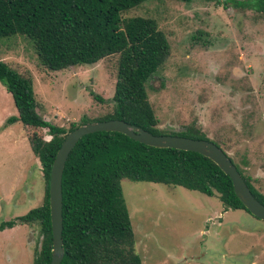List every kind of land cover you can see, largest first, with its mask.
Instances as JSON below:
<instances>
[{
	"label": "rangeland",
	"instance_id": "374dc122",
	"mask_svg": "<svg viewBox=\"0 0 264 264\" xmlns=\"http://www.w3.org/2000/svg\"><path fill=\"white\" fill-rule=\"evenodd\" d=\"M243 1H146L122 17L155 20L170 46L147 85L158 129L180 132L194 124L264 195V15L245 8L256 0ZM117 59L50 71L24 37L0 39V60L32 79L39 113L65 129L112 111ZM16 115L0 83V223L40 207L44 197L21 124L5 125ZM121 189L142 264H264V220L178 186L122 179ZM39 230L33 224L0 231V264H32Z\"/></svg>",
	"mask_w": 264,
	"mask_h": 264
},
{
	"label": "trees",
	"instance_id": "16d2710c",
	"mask_svg": "<svg viewBox=\"0 0 264 264\" xmlns=\"http://www.w3.org/2000/svg\"><path fill=\"white\" fill-rule=\"evenodd\" d=\"M146 1L160 0H0V39L24 37L47 70L91 66L107 57L118 56L112 111L94 120L82 118L67 129L45 121L38 110L32 79L0 60V83L11 95L17 112L5 125L21 124L45 183L42 205L0 223V231L16 225L39 226L40 246L32 264L51 261L48 182L55 155L69 132L89 122L121 120L157 136L209 141L194 124L180 132L165 133L158 129L147 85L167 61L170 46L155 20L122 17ZM173 1L191 3L194 0ZM202 1L221 3V0ZM229 3L244 5L243 0L224 2ZM245 8L264 15V0H256L255 6ZM94 97L99 103L105 101L98 95ZM45 135L50 139L46 140ZM229 159L253 196L264 205V195ZM242 164L247 165L245 158ZM122 179L182 187L217 197L225 210L249 213L234 194L229 177L209 158L190 151L149 147L116 132H96L76 143L64 166L61 264H142L135 250Z\"/></svg>",
	"mask_w": 264,
	"mask_h": 264
},
{
	"label": "water",
	"instance_id": "95a60500",
	"mask_svg": "<svg viewBox=\"0 0 264 264\" xmlns=\"http://www.w3.org/2000/svg\"><path fill=\"white\" fill-rule=\"evenodd\" d=\"M116 132L143 145L158 149H176L198 153L212 160L229 177L233 191L250 215L264 220V205L251 193L242 176L226 153L211 141L179 136L153 135L121 120L89 122L69 132L62 141L52 164L48 182V206L52 230L50 264H61L64 256L62 241V175L67 158L76 143L85 135Z\"/></svg>",
	"mask_w": 264,
	"mask_h": 264
},
{
	"label": "crops",
	"instance_id": "0c3cea01",
	"mask_svg": "<svg viewBox=\"0 0 264 264\" xmlns=\"http://www.w3.org/2000/svg\"><path fill=\"white\" fill-rule=\"evenodd\" d=\"M224 212H226V211H224ZM15 227V226H14ZM11 229V228H10ZM5 230V229H4Z\"/></svg>",
	"mask_w": 264,
	"mask_h": 264
}]
</instances>
